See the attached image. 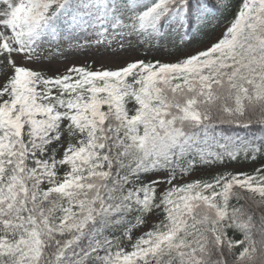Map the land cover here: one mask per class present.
Instances as JSON below:
<instances>
[{"label":"snow or ice","instance_id":"obj_1","mask_svg":"<svg viewBox=\"0 0 264 264\" xmlns=\"http://www.w3.org/2000/svg\"><path fill=\"white\" fill-rule=\"evenodd\" d=\"M0 264H264V0H0Z\"/></svg>","mask_w":264,"mask_h":264},{"label":"rangeland","instance_id":"obj_2","mask_svg":"<svg viewBox=\"0 0 264 264\" xmlns=\"http://www.w3.org/2000/svg\"><path fill=\"white\" fill-rule=\"evenodd\" d=\"M195 42L191 47H195ZM97 59L94 51L78 52L76 50H68L66 52V59L62 58L50 65L51 68H62L64 64L74 63V62H83L85 60ZM249 166L236 167V168H248Z\"/></svg>","mask_w":264,"mask_h":264},{"label":"trees","instance_id":"obj_3","mask_svg":"<svg viewBox=\"0 0 264 264\" xmlns=\"http://www.w3.org/2000/svg\"><path fill=\"white\" fill-rule=\"evenodd\" d=\"M201 38L202 39H207V37H201ZM199 43H200V41H199ZM243 166H249V167L248 168H245V169H243V168H236V167H243ZM256 166H258V163H253L251 161H248V162H242L239 165H233L232 167L235 168V169L250 170L251 168L256 167Z\"/></svg>","mask_w":264,"mask_h":264}]
</instances>
